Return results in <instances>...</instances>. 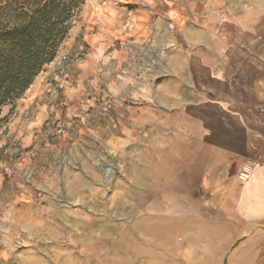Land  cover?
<instances>
[{
    "label": "rangeland",
    "instance_id": "374dc122",
    "mask_svg": "<svg viewBox=\"0 0 264 264\" xmlns=\"http://www.w3.org/2000/svg\"><path fill=\"white\" fill-rule=\"evenodd\" d=\"M151 4L84 0L55 60L3 109L0 264H128L136 216L211 208L202 173L216 155L184 105L196 98L190 73L161 66L176 27ZM143 33L149 69H119L121 49L146 50Z\"/></svg>",
    "mask_w": 264,
    "mask_h": 264
},
{
    "label": "crops",
    "instance_id": "0c3cea01",
    "mask_svg": "<svg viewBox=\"0 0 264 264\" xmlns=\"http://www.w3.org/2000/svg\"><path fill=\"white\" fill-rule=\"evenodd\" d=\"M179 1L152 0L150 8L171 17L176 27L172 58L170 37H162L161 66L172 59L190 73L196 98L184 105L208 132L210 152L216 155L202 173L203 193L211 208L170 211L156 217L160 220L136 216L137 243L130 245L129 258L124 259L128 264H260L264 0L224 5L223 0ZM199 25L201 30L209 25L211 32L199 36L186 31ZM140 36L136 42H146V50L121 49L116 56L119 69H149L152 36ZM91 58L98 59V53Z\"/></svg>",
    "mask_w": 264,
    "mask_h": 264
},
{
    "label": "trees",
    "instance_id": "16d2710c",
    "mask_svg": "<svg viewBox=\"0 0 264 264\" xmlns=\"http://www.w3.org/2000/svg\"><path fill=\"white\" fill-rule=\"evenodd\" d=\"M83 7L84 0H0V125L3 109L55 60Z\"/></svg>",
    "mask_w": 264,
    "mask_h": 264
}]
</instances>
